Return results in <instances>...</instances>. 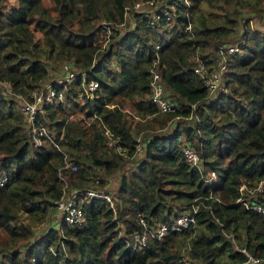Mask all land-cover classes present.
<instances>
[{
  "label": "trees",
  "instance_id": "obj_1",
  "mask_svg": "<svg viewBox=\"0 0 264 264\" xmlns=\"http://www.w3.org/2000/svg\"><path fill=\"white\" fill-rule=\"evenodd\" d=\"M133 1L0 0V79L13 92L52 80L53 64L75 70L62 85L64 103L44 104L37 117L53 130L39 144L16 98L0 86V264H264V212L242 202L264 203V189H238L264 175L262 0H178L172 19L161 18L160 26L130 11L132 25L119 32L114 23ZM245 6L260 18L259 29L250 18L240 21ZM105 23L114 24L110 33ZM237 27L236 49L224 55L226 90L208 94L192 71L191 55L214 61L203 48L213 37L215 50ZM155 52L172 110H159L149 99ZM89 79L97 81L95 91L79 96ZM165 124L170 128L144 132ZM183 144L196 150L199 168L185 159ZM64 158L75 168L63 167ZM127 162L111 195L114 212L104 198L85 197L79 225L54 221L36 237L19 219L20 213L44 219L64 179L69 187L102 186ZM210 171L214 177L205 180ZM193 204L194 221L187 226L149 237L140 247L125 241L139 228L137 213L148 223L169 222ZM239 247L260 260L244 261Z\"/></svg>",
  "mask_w": 264,
  "mask_h": 264
},
{
  "label": "built area",
  "instance_id": "obj_2",
  "mask_svg": "<svg viewBox=\"0 0 264 264\" xmlns=\"http://www.w3.org/2000/svg\"><path fill=\"white\" fill-rule=\"evenodd\" d=\"M178 0H134L130 9L127 8L125 13V17L121 22L114 23L117 25H125V21L127 20V26H131L132 22L128 19L130 15V11L139 12L143 16L146 17L147 22L150 25L160 26V19L163 18L165 21H169L172 19L174 14V3ZM187 2V0H182ZM127 12V13H126ZM104 24L106 27V33H110L111 27L114 25ZM186 28L189 25H185ZM119 32L122 31L117 28ZM107 36V35H106ZM107 38V37H106ZM157 44L155 45V49ZM236 49L235 40L221 42L217 45L213 53V60L211 62H206L199 55L192 56V71L197 75L200 82L204 85L207 92L210 93L219 89L220 84H222L223 72L225 70V61L224 55L227 52L233 51ZM157 63V53H154V57L148 67L149 74V99L153 102L159 110H172L173 102L170 101L167 96V91L164 87L163 82L160 79V72L156 65ZM63 66V75L60 78L49 80L44 85H39L27 91L26 93L21 92H13L10 88V85L7 81L0 79L1 91L5 94L6 90L9 92L8 94L13 95L16 98V103L18 109L23 114L26 125L29 129V133L31 134L33 144H39L43 138L51 139L52 129L47 127V125L39 121L37 119L38 115L44 114V104L48 103H64V92L62 85L72 79L75 74V70L69 67V64H64ZM55 81V85L50 83L51 81ZM60 86H57V85ZM97 87V81L95 79H89L87 81H83L81 84V89L78 92L79 96H92L93 92ZM5 94V95H8ZM107 133L108 144H112V134L108 129H105ZM136 141L134 143L133 153H140L142 150V145L139 142V138L136 137ZM55 144V142H53ZM116 151L119 153H124L125 147L116 143L115 144ZM182 152L186 160L190 163L196 165V167H200V157L196 150L187 144H183ZM63 167L75 168V164L70 162L68 159L64 158ZM214 177L213 171L208 172L205 175V180L212 179ZM63 179V178H62ZM5 180V174L0 169V184ZM66 184L63 183L62 191L58 198L54 200V209L55 212L58 213V220L69 224V225H79L84 216L83 209L81 207V201L85 197L98 196L104 198L108 204L111 206L112 211L114 212L113 199L111 194L103 189L97 187H88V186H75L69 187L67 191L65 190ZM239 191L244 192L243 189L247 190L248 194H252V192H259L264 189V175L257 180L252 185H246L241 183L238 186ZM250 197V196H249ZM243 204L246 207L252 208L259 212H264V203H260L256 200H242ZM196 204L190 206V208L180 211L176 214V216L169 222H154L148 223L145 218L137 213V221L139 223V228L134 229L127 239L126 242H130L131 246L140 247L149 237L158 238L161 237L168 229L178 230L182 227L187 226L188 224L194 221V212L196 210ZM245 256L244 261L257 262L260 260L258 257L252 255L245 247L238 248ZM241 264V263H240Z\"/></svg>",
  "mask_w": 264,
  "mask_h": 264
},
{
  "label": "rangeland",
  "instance_id": "obj_3",
  "mask_svg": "<svg viewBox=\"0 0 264 264\" xmlns=\"http://www.w3.org/2000/svg\"><path fill=\"white\" fill-rule=\"evenodd\" d=\"M188 1V0H187ZM262 7L264 9V0H262ZM127 13V12H126ZM239 17H240V21H242L243 19H249L248 22L251 26H255V28L259 29L260 28V18H258V16L254 13V12H251L249 10V7L248 6H245L243 8H241V13L239 14ZM126 24L125 25H117L116 28H119L120 30H124L127 28V20L125 21ZM237 31L235 32V36L234 34L233 35H227L225 38H226V41H232L235 37L238 36L239 34V31H240V27H237L236 28ZM122 32V31H121ZM112 37L114 38V34H112ZM232 39V40H231ZM210 42H208L207 46H205L202 50V53H208V54H213L214 53V47H213V42H214V39L213 37L210 38L209 40ZM194 54H192L191 56H193ZM198 55V54H196ZM192 59V57H191ZM49 72H50V76L52 77V79H57V78H60L62 77L63 75V66L62 65H58V64H53V66H50V69H49ZM49 81V79H47L45 82L47 83ZM45 82H42V85L45 84ZM220 90H226V88L224 87V84H220ZM217 91V90H215ZM215 91H212L208 94H213ZM9 92L6 90L5 94H8ZM17 105V103H16ZM170 126L166 124L161 127V128H157V129H154V130H150V131H144V132H151V131H160V130H167L169 129ZM143 132V133H144ZM145 134H148V133H145ZM144 134V135H145ZM136 137H138L139 139L141 138V134H137ZM140 154H136V156H139ZM130 166V162H127L126 164L122 165L119 170L115 171L113 175H111L107 180H105L104 184L102 186L100 185H95L94 187H97V188H103L105 190H107L111 195L112 194H115V185H116V181H117V174L120 170H123L125 167H129ZM64 179V178H63ZM64 183L66 184L65 186V190L67 191V189L69 188L68 184L66 183L65 179H64ZM19 219L21 221H24L26 223L29 224V226L31 227V231H32V234H31V237H36L38 236L40 233H42L46 228L47 226H49V224L52 222L54 223V221H57L58 219V213L55 212V209L53 208L52 211H49L48 212V215L44 218V219H41V220H31L30 217H27L25 214L23 213H20L19 214ZM120 227H122V224H120ZM2 237V234L0 233V238ZM20 248V247H19Z\"/></svg>",
  "mask_w": 264,
  "mask_h": 264
}]
</instances>
